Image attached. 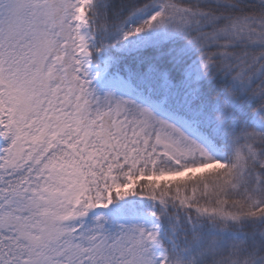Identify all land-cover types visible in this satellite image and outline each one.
Returning <instances> with one entry per match:
<instances>
[{"label": "snow or ice", "instance_id": "1", "mask_svg": "<svg viewBox=\"0 0 264 264\" xmlns=\"http://www.w3.org/2000/svg\"><path fill=\"white\" fill-rule=\"evenodd\" d=\"M0 264H264V0H0Z\"/></svg>", "mask_w": 264, "mask_h": 264}]
</instances>
